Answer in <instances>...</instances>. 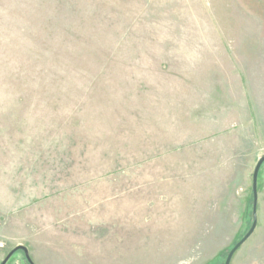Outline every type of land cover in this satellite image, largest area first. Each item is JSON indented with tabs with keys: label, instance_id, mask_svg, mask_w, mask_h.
<instances>
[{
	"label": "rangeland",
	"instance_id": "374dc122",
	"mask_svg": "<svg viewBox=\"0 0 264 264\" xmlns=\"http://www.w3.org/2000/svg\"><path fill=\"white\" fill-rule=\"evenodd\" d=\"M263 155L264 0H0V263L224 264Z\"/></svg>",
	"mask_w": 264,
	"mask_h": 264
},
{
	"label": "water",
	"instance_id": "95a60500",
	"mask_svg": "<svg viewBox=\"0 0 264 264\" xmlns=\"http://www.w3.org/2000/svg\"><path fill=\"white\" fill-rule=\"evenodd\" d=\"M264 163V155L261 156L254 168L253 174H252V196H253V204H252V214H253V221L250 229L248 232L233 246V248L229 251L226 260L224 264H230L231 259L235 252L247 241V239L253 234L256 224H257V218H256V206H257V177L259 170ZM17 251H22L24 253V256L29 264H33L32 260L30 259L28 250L26 247L22 245H18L15 248H13L2 260L0 264H6L8 260L12 257V255L17 252Z\"/></svg>",
	"mask_w": 264,
	"mask_h": 264
}]
</instances>
